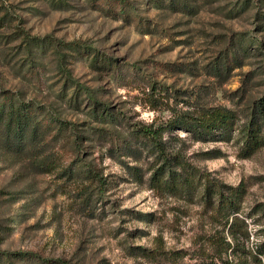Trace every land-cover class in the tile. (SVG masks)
<instances>
[{"label": "rangeland", "instance_id": "rangeland-1", "mask_svg": "<svg viewBox=\"0 0 264 264\" xmlns=\"http://www.w3.org/2000/svg\"><path fill=\"white\" fill-rule=\"evenodd\" d=\"M262 102L264 0H0V136L11 113L27 127L23 148L0 141V264L236 262L217 254L230 238L203 186L179 196L151 176L181 171L177 157L244 186L252 214L264 145L243 157L238 131ZM218 106L236 116L229 137L173 126L159 157L136 136Z\"/></svg>", "mask_w": 264, "mask_h": 264}, {"label": "trees", "instance_id": "trees-1", "mask_svg": "<svg viewBox=\"0 0 264 264\" xmlns=\"http://www.w3.org/2000/svg\"><path fill=\"white\" fill-rule=\"evenodd\" d=\"M22 119L23 115L19 113L15 116H13V113L10 114L5 129H3L4 131L1 132L0 136L1 144L5 148L13 150L23 148L27 127ZM260 119L264 122V102L255 107L252 118L238 131L239 141L241 142L239 150L243 157L253 155L264 145V133L261 132ZM235 122L236 116L233 111L218 106L208 108L194 122L177 118L165 125L164 129L153 128L152 125L142 128L136 136H143L152 140L154 148L158 150L159 157H161L164 155V146L160 139L163 130L172 129L173 126H182L199 135L200 139L215 135L217 132H220L218 136L229 137L231 131L235 129ZM34 134L32 131V136H35ZM165 160H167V157L164 158V162ZM174 160L176 164L181 166V171L169 170L166 167L167 162H165L153 171L152 183L162 190L170 191L179 196L190 194L202 185L203 191L200 193V197L204 202L210 204L209 206L213 209L215 218L223 221L224 228L230 238V240H227L226 236L223 235L222 239L218 241L217 254L219 258H222L220 257L221 252H224L226 257L228 255H233L235 258L238 256L236 262L226 258L225 264H250L252 262L264 264L262 262L264 257V203L259 204L257 207L254 206L252 208L253 213L248 214L241 207L245 195L244 186L228 187L221 183L210 182L207 179L202 182L200 174L196 170L187 168L184 162L177 159V157ZM255 213L258 214V217L252 219V224L256 225L254 234L257 236V241L254 243V247L245 248L242 244L250 236L246 218ZM59 261L65 264L60 259H56V261L50 259L46 263L60 264ZM206 264L217 263L210 260Z\"/></svg>", "mask_w": 264, "mask_h": 264}]
</instances>
